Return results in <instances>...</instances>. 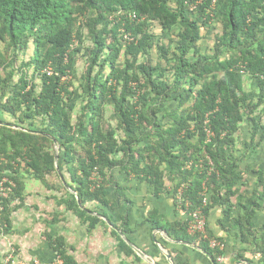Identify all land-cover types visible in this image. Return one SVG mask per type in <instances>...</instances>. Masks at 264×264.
<instances>
[{
  "label": "trees",
  "instance_id": "16d2710c",
  "mask_svg": "<svg viewBox=\"0 0 264 264\" xmlns=\"http://www.w3.org/2000/svg\"><path fill=\"white\" fill-rule=\"evenodd\" d=\"M263 113L264 0H0V114L13 120L0 124L14 127L0 125V181L14 184L3 183L10 192L0 197L1 234L23 205L11 206L23 199L22 163L33 181L62 178L51 184L64 193L54 195L56 205L91 230L100 221L83 207L107 206L108 186L130 205L111 182L118 171L149 181L156 195L165 180L174 183L188 219L156 222L170 237L197 243L218 264L226 245L208 217L219 207L218 226L240 247L235 260L264 264V223L255 222L264 210V172L252 170L255 188L235 204L241 214L232 216L230 204L250 171L234 151L264 139ZM243 124L250 137H239ZM51 138L60 149L56 165ZM197 210L205 232L190 235ZM47 240L61 264H76L62 237ZM213 240L223 248H210Z\"/></svg>",
  "mask_w": 264,
  "mask_h": 264
},
{
  "label": "crops",
  "instance_id": "0c3cea01",
  "mask_svg": "<svg viewBox=\"0 0 264 264\" xmlns=\"http://www.w3.org/2000/svg\"><path fill=\"white\" fill-rule=\"evenodd\" d=\"M244 125L247 124L241 125L244 130L239 132L240 138L241 133L246 134V138L250 137L251 127ZM255 144V147L248 149L240 143L234 151L236 156L244 154L240 169L244 171L248 168L250 171L244 175V183L238 184L237 194L230 201L232 206L244 203L245 197H249L255 188L257 175L252 170L264 172V139L259 141L257 137ZM24 180L28 183L30 179L24 177ZM61 180L62 178L59 181L56 179L57 187L61 186ZM64 181L67 185L69 184L67 175L64 176ZM111 182L125 189V197L130 201V205L117 196L116 186H108L107 199L110 203L107 206L93 201L87 202L83 207L88 215L100 221L92 230L88 229L87 223H82L78 217L65 212L64 206L56 205V210L50 211V215H42L40 218L32 216L33 224L39 225V229L34 231L31 224L19 220V215L24 213L21 207L11 215L12 225L6 241L8 246L13 245L18 252L16 257L27 261V264L60 262L52 247L49 246L47 235L52 238L62 237L66 243L67 254L73 257L76 264H211L201 252L193 249V246L199 248L197 243L188 244L177 241L172 236L170 237L165 229L156 227V222L164 226L174 222L185 223L188 219L186 209L177 204L173 196L174 183L165 180L162 185L163 189L156 195L149 181L134 176L128 177L118 171H114ZM72 189L74 190L75 187L72 186ZM66 191L72 194L67 189ZM60 194L61 197L64 193ZM60 197L57 196L58 199ZM116 205L117 209L114 208ZM231 211L232 216L242 213L240 207L236 205ZM52 214L51 219L56 221L46 224L45 221H50ZM255 216L257 224L264 223V210L257 212ZM220 218L221 209L219 207L210 210L208 226L215 236L224 238L223 242L226 245L224 256L218 259V264L239 262L250 264L246 261L237 262L235 260L236 251L240 247L237 240L222 232L218 226ZM123 219L128 221L126 228L129 231L124 236L142 253V257L136 255L122 240L131 249L132 254L129 253L112 235L113 232L118 234V231H121L120 226ZM7 243L0 245V256L6 251ZM245 258L253 260L248 253L245 254Z\"/></svg>",
  "mask_w": 264,
  "mask_h": 264
},
{
  "label": "rangeland",
  "instance_id": "374dc122",
  "mask_svg": "<svg viewBox=\"0 0 264 264\" xmlns=\"http://www.w3.org/2000/svg\"><path fill=\"white\" fill-rule=\"evenodd\" d=\"M209 39H210L209 37H207V39H204V43L206 44V46L209 45V43L207 42L209 41ZM207 48L209 47L207 46ZM78 67L81 70L82 63H80ZM252 89H255V88H252ZM260 119H261V123L264 124V113L261 115ZM0 121L13 123V120L11 121V118L5 116L4 114L3 115L0 114ZM34 124H35L34 126L35 129H38V128L40 129V123H38V120H36ZM244 126L247 127L250 125L248 124ZM243 130L244 128L241 127L240 131L243 132ZM54 151H55V148H54ZM18 170H19L18 173H23L24 174L23 177H28L30 180L28 183L26 182L25 184V189L23 191V199L21 198L20 200L19 199L13 200L11 206L18 205L20 202H22L23 205H22L21 210L24 209V213L19 215V220L20 221L23 220L27 222V224L28 223L31 224L32 229L34 231H37L39 229V225L33 224L32 216L40 218L42 215H50L51 214L50 211L54 212V210H56L57 207H56V200L55 198L53 199V197L54 195H57L58 197H60L61 194L60 192H56L55 190L51 188V184H56L55 178L47 177L44 183L33 181L31 180L30 176L26 174L23 163L19 166ZM7 180L8 179L5 178L2 181H0V186H1V183H8L9 185H11V187H13L14 184ZM46 185L47 186L49 185L50 188L49 189L46 188L45 187ZM2 189L4 191L0 193V197L8 198L9 197L8 193L10 192V190H7L8 188H4V187H2ZM0 191H1V188H0ZM53 214L50 216L49 219L52 218ZM8 238H9L8 236H4L3 234H1V226H0V245L3 243H7L6 241L8 240ZM6 246L7 247L5 248V250L7 252L6 251L3 252V254L0 256V264H27V261L26 262L22 261L21 258L16 257L17 256L16 254H18V252H16L17 249L13 245L8 246V243H7ZM12 250H13V253H11ZM48 264H51V263H48Z\"/></svg>",
  "mask_w": 264,
  "mask_h": 264
},
{
  "label": "built area",
  "instance_id": "2783aa9c",
  "mask_svg": "<svg viewBox=\"0 0 264 264\" xmlns=\"http://www.w3.org/2000/svg\"><path fill=\"white\" fill-rule=\"evenodd\" d=\"M3 183H1V186L3 187ZM0 186L1 188V191L0 193H2L4 190L2 189V187ZM204 202L205 199H204ZM189 218H190V221L188 222V225H187V233L190 234V235H200V234H203L205 232V227H206V220H205V217H204V214L201 212V210H197V211H194V212H191L189 214ZM209 247L210 248H218V249H222L223 246L216 242V241H210L209 243ZM55 264H61L60 262L59 263H55Z\"/></svg>",
  "mask_w": 264,
  "mask_h": 264
},
{
  "label": "water",
  "instance_id": "95a60500",
  "mask_svg": "<svg viewBox=\"0 0 264 264\" xmlns=\"http://www.w3.org/2000/svg\"><path fill=\"white\" fill-rule=\"evenodd\" d=\"M0 125H6V124H0ZM6 126L14 128L13 126H10V125H6ZM51 139L53 140V144H54V148H55L54 163H55V165H56V164H57V161H58V154H59V152H60V149H59V145H58L57 141L54 140L53 138H51ZM65 188H66L68 191H70L72 194H74V192H73L71 189H69L68 187H66V185H65ZM118 234H119V236L121 237V239H122V240H123V241H124L129 247H131V249L135 252L136 255H138L139 257H142V253H141L136 247H134V246L128 241V239H127L123 234H121L119 231H118ZM191 246H192V245H191ZM193 249H195V250L201 252V253H202V254H203V255H204V256L210 261L211 264H215L214 261H213V259L210 257V255H209L207 252L203 251V250L200 249V248H197L196 246H193ZM237 264H247V263L239 262V263H237Z\"/></svg>",
  "mask_w": 264,
  "mask_h": 264
}]
</instances>
